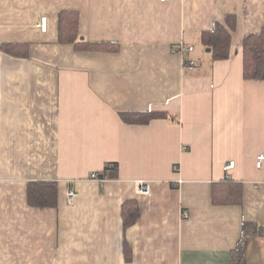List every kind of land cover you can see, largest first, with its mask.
Masks as SVG:
<instances>
[{
  "label": "crops",
  "instance_id": "crops-1",
  "mask_svg": "<svg viewBox=\"0 0 264 264\" xmlns=\"http://www.w3.org/2000/svg\"><path fill=\"white\" fill-rule=\"evenodd\" d=\"M65 10L79 12L81 40L112 48L59 43ZM227 15L231 55L213 61L201 34ZM263 28L264 0H0V47L28 54L0 48V264H230L244 223L264 226V81L243 76L244 40ZM145 112L169 118L120 116ZM226 180L242 186L241 204H213ZM33 182L58 187L56 207L29 204ZM128 200L141 217L125 232ZM245 257L264 264V237H250Z\"/></svg>",
  "mask_w": 264,
  "mask_h": 264
},
{
  "label": "trees",
  "instance_id": "trees-1",
  "mask_svg": "<svg viewBox=\"0 0 264 264\" xmlns=\"http://www.w3.org/2000/svg\"><path fill=\"white\" fill-rule=\"evenodd\" d=\"M237 18L227 15L224 22H215L212 29L201 34V45L210 50L213 61H222L230 58L232 47V32L236 30ZM80 14L77 11L65 10L58 15L59 43L73 45L78 52L109 50L112 45L107 43H90L80 39ZM24 47L19 44L1 45V50L14 56H27ZM116 47H113L115 49ZM243 76L245 80L264 81V28L255 34L249 35L243 43ZM121 119L126 124H148L158 118H169L165 113H122ZM118 165L108 164L105 174L111 172V177L117 173ZM103 174L102 177H106ZM242 186L230 180L217 183L213 186L212 201L215 205H239L242 203ZM58 201V187L51 183L33 182L28 185V202L33 207H56ZM141 217L140 205L136 200H128L122 206L123 228L126 232L135 225ZM252 235L264 237V226L253 223H244L241 238L236 248L231 252L230 264H247L246 248ZM126 261L131 260L132 251L128 242L124 243Z\"/></svg>",
  "mask_w": 264,
  "mask_h": 264
},
{
  "label": "built area",
  "instance_id": "built-area-1",
  "mask_svg": "<svg viewBox=\"0 0 264 264\" xmlns=\"http://www.w3.org/2000/svg\"><path fill=\"white\" fill-rule=\"evenodd\" d=\"M161 1H166V0H161ZM38 27L41 29L42 32L46 33L48 30L47 18H42L38 24ZM193 50H194V48L192 46H187L185 44H181L176 49V52L182 56H185L187 53L193 52ZM184 65H186V67H189L190 69H192L194 66V62L184 61ZM263 164H264V153L259 155V157L257 159V167L260 169ZM234 167H235V163L230 162L225 166L224 170L230 171ZM89 181L99 183L100 185H105L106 182H108L107 178L102 177V174H99V173H93L90 176ZM67 184H68V190L66 192V200H67L68 205L73 206L74 203L77 201L79 194L76 190L75 183L73 181H68ZM136 187H137V193L139 195L147 196L150 194V184L149 183L138 182L136 184ZM186 216H187V213L185 212L184 217H186Z\"/></svg>",
  "mask_w": 264,
  "mask_h": 264
},
{
  "label": "water",
  "instance_id": "water-1",
  "mask_svg": "<svg viewBox=\"0 0 264 264\" xmlns=\"http://www.w3.org/2000/svg\"><path fill=\"white\" fill-rule=\"evenodd\" d=\"M208 52H210V50L208 49Z\"/></svg>",
  "mask_w": 264,
  "mask_h": 264
}]
</instances>
